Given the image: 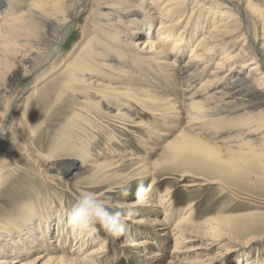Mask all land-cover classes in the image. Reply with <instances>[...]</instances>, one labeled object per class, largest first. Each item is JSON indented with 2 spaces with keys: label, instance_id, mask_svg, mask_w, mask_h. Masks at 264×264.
<instances>
[{
  "label": "bare ground",
  "instance_id": "bare-ground-1",
  "mask_svg": "<svg viewBox=\"0 0 264 264\" xmlns=\"http://www.w3.org/2000/svg\"><path fill=\"white\" fill-rule=\"evenodd\" d=\"M30 2L28 11H18L22 3L0 0V104L8 105L0 112V144L10 141L18 125L27 127L17 113L24 91L16 92V81L31 75V89L38 93L54 72L67 66L78 43L71 51L62 47L85 14L76 27L82 57L66 67L64 83L47 107H57L62 95L78 97L79 110L73 111L64 132L69 136L80 130L87 142L84 137L77 140L86 144V151L74 148L66 155L41 157V175L95 193L111 212L134 209L135 214L124 217L132 227L118 239L100 234L97 225L76 234L67 223L71 207L63 198L47 193L34 201L29 196L24 208L0 218V264H21L33 253L24 264H111L123 255L132 259L131 254H139L145 264H184L178 263L180 256L204 253L202 260L189 264H218L231 245L227 231L239 224L249 233L262 223L218 218L198 222L194 202L177 209L170 189L155 198L162 173L177 175L182 183L190 178L192 186L216 181L264 186V0ZM110 91L136 107L113 109ZM141 110L154 127L137 116ZM103 119L154 132L155 139L143 144L144 152L154 150L156 142L162 146L161 158L152 163H146L145 155L133 160L139 161L133 169L138 185L151 179L145 191L133 194L137 200L106 202L117 195L116 183L108 182L126 160L113 159L120 143L103 134ZM169 132L172 138L165 141ZM75 141L58 147H71ZM200 179L205 183L193 182ZM11 213H17L14 222ZM248 262L237 260L264 264V258Z\"/></svg>",
  "mask_w": 264,
  "mask_h": 264
},
{
  "label": "rangeland",
  "instance_id": "rangeland-1",
  "mask_svg": "<svg viewBox=\"0 0 264 264\" xmlns=\"http://www.w3.org/2000/svg\"><path fill=\"white\" fill-rule=\"evenodd\" d=\"M16 2H19V4L22 3L21 7L17 9L18 11L29 10L30 0H16ZM85 17L84 14L77 19L75 27L68 32L69 35L66 37L68 41L62 47L65 51H71L73 45L78 43L69 54V60L66 62L67 66H69L71 62H78L75 61L76 56L82 53L80 47H82L81 43L83 41L79 38L80 32L76 31V27L79 23L83 24ZM93 19L94 16L89 22H93ZM90 23L89 27L92 24ZM156 27L157 24L155 25V28ZM100 38L101 37H99V39ZM28 39L30 38H25V40ZM99 60L104 59L101 58ZM67 66H63L54 72V74L39 87L40 90L38 93H36L34 89H31L32 83L30 80L33 78L31 75H22L20 80L16 81L15 88L13 87L18 93L24 91L22 106L20 105L21 107L17 110V113L25 118L27 127L22 128L18 125L15 129V134L11 139L9 138L10 141L4 142L5 144H0V218L10 213V211L12 212L24 208L29 200V196H32V198L35 199L34 201H38L42 196H46L47 193L49 195L52 193V196L56 199L63 198L66 207H72L78 198L80 191L77 187H72L71 185L67 186L65 181L58 177L46 180V178L41 175V172L44 171L43 167H41V157L54 154L66 155V151L74 148L76 150L81 149L83 152L86 151L84 146H86L85 143L87 141L85 142L84 135L78 133L80 130L77 132L70 131L71 134L69 136H65L69 131L66 133L64 132V127L67 125L69 119L75 116L73 115V111L79 110L77 106L80 102L78 97L73 95H67L68 97L62 95L60 96L62 97V103L57 105L54 109L53 105L50 109L47 107V100L53 94L54 90L61 88L64 83L63 77ZM108 94L110 95V106H112L113 109L122 108L124 105L136 107L132 102L119 96L117 97V95H115L117 94L116 91H110ZM5 103L6 102L0 104V112L7 108L6 106L8 105ZM137 116L143 118L142 110ZM143 119L145 123L153 126V123L150 124L145 118ZM100 121V123L107 126L102 128L103 134L110 136L112 139H116L117 143H120L116 147V150H119L117 153L113 154V159L119 161L121 158H124V160H126V163L123 165V170L120 171L119 175H115V177H112L108 182V185L116 183L115 187L117 189H115V195H117L106 202L114 203L121 201V199L137 200V197H134L133 194H135L138 189L145 191L151 179L145 178L141 181L142 183L138 185V180L135 179L133 169L136 167L134 165H139V161L133 160L136 158L141 160L142 156L145 155L148 159L146 163H152L158 158H161L160 156L163 153L162 146L156 142L157 146L154 150L152 149L151 151L144 152L142 146H144L143 144L153 141L152 139H155L154 132L149 131L146 127L124 125L122 124L124 121L119 123L115 120L108 122L107 119ZM167 125H169L168 122ZM164 132L167 133L165 128ZM172 134L173 133H170V136H167L164 140L167 141V139L172 138ZM79 137H84L82 141L84 140L85 143H82V141L79 142L80 140H77ZM69 139L73 141L76 140L74 144L72 143L73 145H71V147L66 146L64 149L58 147V145H62L64 142H69ZM66 143L64 145H66ZM166 167L167 166H165V168ZM51 174H53L52 176H56L57 172H52ZM167 177H170V179L163 180ZM5 178L7 179L4 180ZM179 179L180 177L177 175L162 173L159 176L160 184L155 200L157 201L160 194L170 189L172 192V200L177 205V209H185L190 202L196 204V215H194V217L198 222L208 218H218L227 221L237 220L240 223L249 222L251 220H256L254 223H262L250 228L252 231L249 233L245 229H242L241 226L239 227V224L236 226L238 229H230L227 231L228 235L231 237V242H229L231 245L228 252L224 253L226 255L223 256L218 264H237V260L240 257L244 259L245 263L246 261L250 263L251 261L253 262L264 258V238H262V236L264 237V186L252 182L244 187L236 183H228L226 186L219 181L209 182L206 185L192 186L194 184L191 182L192 179L186 178L184 183ZM193 182L199 184L205 183L202 179ZM185 183L187 186L183 187ZM125 189L127 190V195L123 194V190ZM52 190L53 192H51ZM106 206L111 212L112 209L108 205ZM209 210L211 211L208 212ZM16 214L17 213H11L10 220H13L12 222L16 219ZM18 214L25 218L23 211L18 212ZM177 219L170 225H174ZM19 221H21V219L17 222ZM128 226L132 227V225ZM97 229L100 234L106 233V231L98 225ZM154 235L148 237L152 239ZM121 242L122 238H120V241H117L120 245ZM41 252H43V250H40L38 253ZM161 253L164 254L165 252L161 251ZM128 254H130L129 251ZM33 255L34 253L31 254L30 257H23L21 259V264L26 263L27 259L31 258ZM138 255L136 254L135 256L131 254L132 259L126 258L127 256L124 255L122 257L119 256L115 258L111 264H145ZM189 255L190 256H180L179 259H177L178 263L189 264L191 261L202 260L207 254L204 253L198 258L195 254Z\"/></svg>",
  "mask_w": 264,
  "mask_h": 264
},
{
  "label": "clouds",
  "instance_id": "clouds-1",
  "mask_svg": "<svg viewBox=\"0 0 264 264\" xmlns=\"http://www.w3.org/2000/svg\"><path fill=\"white\" fill-rule=\"evenodd\" d=\"M140 190L138 189V192ZM127 195V190H123ZM135 214L134 209L110 212L107 206L91 191H81L67 214V223L76 234H83L99 225L113 238L127 235L128 225L124 217Z\"/></svg>",
  "mask_w": 264,
  "mask_h": 264
}]
</instances>
